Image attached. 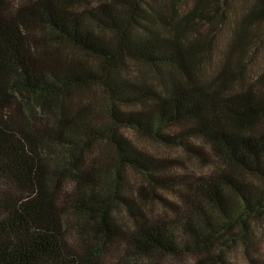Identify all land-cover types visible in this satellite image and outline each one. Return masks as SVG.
Segmentation results:
<instances>
[{"label":"trees","instance_id":"obj_1","mask_svg":"<svg viewBox=\"0 0 264 264\" xmlns=\"http://www.w3.org/2000/svg\"><path fill=\"white\" fill-rule=\"evenodd\" d=\"M177 1L0 0V264H230L220 240L237 230L245 250L254 245V222L264 220V96L256 84L228 92L237 76L244 82L230 61L211 82L198 73L211 46L199 27L231 21L235 0H192L183 15ZM262 23L264 0H252L229 55L242 57ZM130 64L158 84L131 79ZM91 87L105 107L92 100L73 111ZM129 130L205 161L198 139L217 165L167 176ZM96 146L114 162L103 151L90 160ZM129 169L147 183L138 194ZM157 202L163 213L145 209ZM122 209L130 225L114 215Z\"/></svg>","mask_w":264,"mask_h":264},{"label":"rangeland","instance_id":"obj_2","mask_svg":"<svg viewBox=\"0 0 264 264\" xmlns=\"http://www.w3.org/2000/svg\"><path fill=\"white\" fill-rule=\"evenodd\" d=\"M252 0H235L233 1L231 13L235 15L231 21H227L225 24L218 23H206L199 27L198 32L202 35L211 37V46L208 51L202 54L201 59L198 63V73L202 82L207 83L214 80L220 70L224 65L230 61L231 69L237 72L243 68V78L244 82L241 83L240 77H236L228 90L229 93H236L245 90L249 85H255V91L258 95L264 96V82L259 85L257 81H260L264 77V23L256 25L252 28V37L250 46L246 53L241 57L238 54H230V47L234 37V27L239 22L240 18L243 16L244 12L250 5ZM177 8L181 14L187 13L192 5V0H182L177 1ZM230 17V16H229ZM218 24V25H216ZM195 34H192L194 36ZM191 39V38H190ZM239 62L241 63L239 65ZM242 66V68H241ZM130 72L126 75L133 80H138L137 78L144 79V81L151 85H157L156 76L153 72L143 66H137L135 64H130ZM158 87V86H157ZM75 97V103L73 105V111L79 104H83L88 101H95L94 107L101 110L105 107L104 94L102 90L98 87H91V89L85 93H81ZM264 129V118L258 125V130ZM126 136L131 140V142L137 147V149L147 155L148 158L153 159L155 162L164 163L167 166L165 170V175H202L209 173L211 170L215 169L217 163L210 156L208 149L204 146L202 141L194 139L193 144L198 147L203 148L204 153L207 155V160L201 161L197 157H192L185 150L176 146H167L156 140L139 135L134 131H126ZM102 151L103 155L108 158L110 163L114 162L112 154L108 150L102 148V146H96L90 154L96 155L98 157ZM58 156L61 157V154ZM125 177L131 186V192L138 194L137 189L140 185L143 187H148L143 176L134 171L126 170ZM114 178V175L110 179ZM74 185L73 179L68 177L66 179V186L72 187ZM148 189V188H147ZM158 195L164 197L167 201L175 202V193L172 191H157ZM158 203V204H157ZM157 203H146L145 209L152 211L156 214L163 213L160 210V204ZM114 215L122 220L123 223L130 225V220L126 212L122 210H114ZM179 231V229H178ZM234 236L228 235L227 237L220 240L221 243H230V246L225 249L224 258L230 264H264V220H258L254 222L253 225V239L254 245L244 249L243 243L237 237L238 231L235 230ZM235 241L233 242V238ZM106 264H115L114 260L106 259ZM164 264H195V262L190 258H185L179 261H170L165 259Z\"/></svg>","mask_w":264,"mask_h":264}]
</instances>
